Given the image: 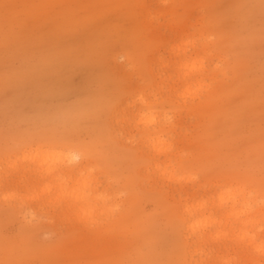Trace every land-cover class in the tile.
<instances>
[{"label":"rangeland","instance_id":"1","mask_svg":"<svg viewBox=\"0 0 264 264\" xmlns=\"http://www.w3.org/2000/svg\"><path fill=\"white\" fill-rule=\"evenodd\" d=\"M0 264H264V0H0Z\"/></svg>","mask_w":264,"mask_h":264},{"label":"bare ground","instance_id":"2","mask_svg":"<svg viewBox=\"0 0 264 264\" xmlns=\"http://www.w3.org/2000/svg\"><path fill=\"white\" fill-rule=\"evenodd\" d=\"M78 201H81L80 203H81V205H83V206H85L86 205V200L82 197V198H78L77 199Z\"/></svg>","mask_w":264,"mask_h":264}]
</instances>
